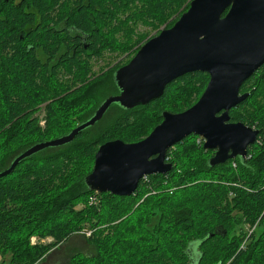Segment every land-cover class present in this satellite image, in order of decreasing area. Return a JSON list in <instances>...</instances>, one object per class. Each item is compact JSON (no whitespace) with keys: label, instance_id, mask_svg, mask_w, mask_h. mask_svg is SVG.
Returning <instances> with one entry per match:
<instances>
[{"label":"trees","instance_id":"16d2710c","mask_svg":"<svg viewBox=\"0 0 264 264\" xmlns=\"http://www.w3.org/2000/svg\"><path fill=\"white\" fill-rule=\"evenodd\" d=\"M22 2L0 0V171L31 145L69 133L91 117L106 97H99L102 76L87 81L93 62L105 51H138L150 39L138 33V23L157 28L180 12L184 0ZM32 3L41 19L30 33L34 46H26L25 26L37 20ZM62 22L66 28L58 31ZM74 35L86 36L88 47ZM36 47L64 62L71 85L54 81L58 65L40 62ZM112 79L118 93L114 74ZM209 80L207 72H191L146 105L124 109L114 103L72 142L35 153L0 177V255L8 254L10 264H39L73 234L90 229L87 242L96 253L77 252L68 264H264V64L241 87L248 98L230 110L231 121L260 130L246 158L212 166L215 150L191 134L168 150L173 169L145 176L130 196L98 193L85 182L100 145L142 140L163 120V110L153 113V104L170 97L164 110L184 111ZM42 103L44 129L34 116ZM113 109L120 114L93 135ZM34 236L52 241L32 244Z\"/></svg>","mask_w":264,"mask_h":264},{"label":"water","instance_id":"95a60500","mask_svg":"<svg viewBox=\"0 0 264 264\" xmlns=\"http://www.w3.org/2000/svg\"><path fill=\"white\" fill-rule=\"evenodd\" d=\"M264 64V0H192L173 26L147 40L133 58L114 72L118 94L105 98L95 112L69 133L35 143L0 171L11 173L25 158L72 142L95 125L114 104L124 109L146 105L177 78L201 71L210 80L195 104L181 112L163 111V120L137 142L113 139L100 145L87 186L98 193L130 196L141 180L173 169L168 150L191 134L215 150L210 165L241 156L256 143L260 130L231 121L230 110L248 98L242 85Z\"/></svg>","mask_w":264,"mask_h":264},{"label":"rangeland","instance_id":"374dc122","mask_svg":"<svg viewBox=\"0 0 264 264\" xmlns=\"http://www.w3.org/2000/svg\"><path fill=\"white\" fill-rule=\"evenodd\" d=\"M192 0H184V2L180 6V12L175 14L174 16H171L169 21L161 24L157 28H153L151 26H146V25H141V23H138L136 29L138 33H146L147 38H151L152 36L157 35L159 32L158 30L168 28V25H171L180 18L182 15L183 11L185 12L187 8H189L190 3ZM171 25V26H173ZM169 26V27H171ZM119 39H122L121 37L118 36ZM132 51V50H131ZM124 52V53H118V52H108L105 51L104 55L100 59H96L93 64H92V70L90 73V76L87 81H90L92 79L101 77L104 82L102 84H99L101 86V92L99 93V97H105L107 98L110 95L117 94V90L115 88L114 82H113V74L114 72L121 67L122 65L127 64L133 56L136 54L137 50L134 52ZM71 85V84H68ZM80 84H76L75 86H79ZM99 88V87H98ZM107 88H110L109 90H106ZM76 89V88H74ZM108 91L114 92L112 94L107 95ZM67 92V91H66ZM109 92V93H111ZM98 94V91H97ZM104 98V99H105ZM103 99V100H104ZM171 105V99L168 97L167 99H164L163 101H158L156 104H153V113L154 111H166L164 109H169ZM119 109H113L111 110L107 116L97 125L92 129V134L96 135L98 132H100L105 126H107L109 123H111L114 118L120 114ZM41 115V126L44 129L46 126V117L43 114V112H38ZM44 115V116H43ZM72 120L75 119V116L71 117ZM26 150V149H25ZM24 151V150H23ZM22 151V152H23ZM21 152V153H22ZM20 154V153H19ZM18 154V155H19ZM17 155V156H18ZM82 205H78L77 208H81ZM90 229H83L81 232L73 234V236L70 238L69 241L66 243L54 248L51 250L47 256H45L44 260L41 261L39 264H68L70 257L77 253V252H82L85 255H94L96 253V249L94 246H90V244L87 242V236L91 234ZM52 241V238H45V239H40L36 236L31 238V243L32 244H37V243H47ZM2 260H5V263L10 264V256L8 254L2 256L0 255V262Z\"/></svg>","mask_w":264,"mask_h":264},{"label":"flooded vegetation","instance_id":"af4514ba","mask_svg":"<svg viewBox=\"0 0 264 264\" xmlns=\"http://www.w3.org/2000/svg\"><path fill=\"white\" fill-rule=\"evenodd\" d=\"M6 1L8 2L9 0H6ZM22 3H23L22 0H12V5H14V6H16V5H18V6L19 5H22ZM25 5L27 6V3H25ZM28 7H30V9L34 13L35 17H37V20H36L35 24H33V23L26 24V26H25V32L28 33L29 35L27 37H23L22 36V38L24 39V41H25L24 43L26 44V46H29V45L34 46L31 43V40L34 37V34H30V33H31V30L33 28H37L39 26V24H40V19H41L40 13H39L40 8L37 7L36 4H34V3L30 4ZM51 24L53 25L55 23L54 22H51ZM62 26L64 27L63 29H65L66 28V23L65 22H62L61 25H60V28L56 27V28H58L57 30L58 31H61ZM73 37L74 38L75 37H78L82 41L83 46L85 47V49L88 47V45H87L88 44V42H87L88 40H87V37L86 36H83V35H74ZM29 43H31V44H29ZM28 50H30V49H28ZM0 54H2V51H0ZM35 55L37 56V58L39 59V61L42 62V63L48 62V63H51L52 66H54V67H56L58 65L56 67V69H55V71L57 73L53 77V79H54V81H56V83H61V85L64 86V87L68 86V84H72L71 81H70L71 75H69V74L66 75L67 70L64 68V62L60 63L59 62V59L57 57H51V55L50 56H45L43 54V51L39 47H36ZM70 91H72V90H67V92H70ZM118 93H119V89H118ZM40 111L43 112V114L46 116V103L40 104L39 105V109L34 114V116L39 117V124L42 125L41 124V121L42 120H40L41 119L40 118L41 115L38 113ZM167 161H168V159H167Z\"/></svg>","mask_w":264,"mask_h":264},{"label":"bare ground","instance_id":"6f19581e","mask_svg":"<svg viewBox=\"0 0 264 264\" xmlns=\"http://www.w3.org/2000/svg\"><path fill=\"white\" fill-rule=\"evenodd\" d=\"M167 159H168V157H167ZM167 161V160H166ZM168 162V161H167Z\"/></svg>","mask_w":264,"mask_h":264},{"label":"built area","instance_id":"2783aa9c","mask_svg":"<svg viewBox=\"0 0 264 264\" xmlns=\"http://www.w3.org/2000/svg\"><path fill=\"white\" fill-rule=\"evenodd\" d=\"M203 138V137H202ZM204 139V138H203Z\"/></svg>","mask_w":264,"mask_h":264}]
</instances>
